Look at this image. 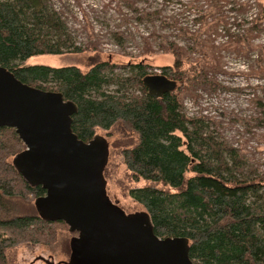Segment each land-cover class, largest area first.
Masks as SVG:
<instances>
[{
	"label": "trees",
	"instance_id": "trees-1",
	"mask_svg": "<svg viewBox=\"0 0 264 264\" xmlns=\"http://www.w3.org/2000/svg\"><path fill=\"white\" fill-rule=\"evenodd\" d=\"M193 1L188 7L200 25L194 31L179 26L178 35L189 38L193 42L190 49L206 57L198 65L191 64L198 70L194 77L192 69H184L187 51L177 44L170 48L174 65L161 67V74L150 72L142 62L117 71L116 63L98 58L96 45L76 44L67 20L51 0H0V65L27 84L60 92L74 101L78 112L73 115L72 129L84 141L92 139L97 130L109 131L119 122L129 124L138 141L123 150L130 178L126 194L149 213L158 236L189 239L195 264H264V180L243 174L236 149L207 132L201 118L187 117L176 91L185 84L194 85L205 72V64L214 65L209 58L216 48L211 35L220 24L224 30L222 0ZM238 1L227 3L234 10L247 11V4L238 5ZM145 10L138 20H154L161 13L158 8ZM209 18L211 22L202 24ZM234 21L243 20L235 17ZM263 21L264 6L256 14V27ZM229 29L225 26V31ZM119 34L114 32L122 43ZM226 44L228 49L234 45L242 49L240 42L230 38ZM88 50L97 53L85 72L76 65L26 62L38 55ZM158 77L172 82L174 89L157 97L148 80ZM25 147L14 128H0V264H7L8 247L22 242L49 243L56 237L53 226L64 223L44 220L38 212L14 213L13 199L32 200L46 193L41 185L26 181L13 164L12 157Z\"/></svg>",
	"mask_w": 264,
	"mask_h": 264
},
{
	"label": "rangeland",
	"instance_id": "rangeland-1",
	"mask_svg": "<svg viewBox=\"0 0 264 264\" xmlns=\"http://www.w3.org/2000/svg\"><path fill=\"white\" fill-rule=\"evenodd\" d=\"M228 1L222 0L224 7L220 12V16L224 17V30L220 24L219 29L211 35L212 45L216 48L209 53V58L218 66L211 63L212 69L209 64H202L205 72L199 75L196 85L185 84L176 91L187 117L201 118L206 123L207 132L212 131L219 140L236 149L243 174L254 180H264V21L260 22L259 27L254 22L256 14L262 12L264 0H239L238 5L247 4V11L243 8L241 11L234 10L233 4ZM51 2L63 13L76 44L92 48L96 45L100 52L98 58L116 63L119 66L117 71L127 69L130 63L142 62L149 66L150 72L161 74V67L175 63V55L170 49L174 47L172 44L187 51L188 63L184 69H192L193 77L198 70L191 64L198 65V60L206 59L200 51L190 49L193 42L189 38L178 35L179 26H187L194 31L200 25L188 7L195 3L193 0H135L134 5L124 0ZM144 8L145 11L158 8L161 13L154 20L147 17L138 20V17H143L141 11ZM235 17L243 21L235 22ZM208 22H211L210 18L202 24ZM225 26L230 29L225 31ZM116 31L120 32L122 43L114 35ZM158 34L163 37L157 38ZM229 38L240 42L242 49L237 50L235 45L226 48ZM245 39H249L251 45ZM96 53L88 50L63 55L45 54L33 56L26 62L58 67L76 65L85 72L93 63ZM148 83L159 89L174 86L162 77L149 79ZM96 134L106 137L109 143L110 154L105 174L108 195L128 214L146 211L125 191L130 178L123 150L137 143V134L124 122L117 123L109 131L97 130ZM11 204L15 206L14 213L17 214L37 212L35 199L15 198ZM53 231L56 237L49 243L22 242L8 247L7 264H64L69 261L71 239L76 234L70 232L65 223L54 225Z\"/></svg>",
	"mask_w": 264,
	"mask_h": 264
},
{
	"label": "water",
	"instance_id": "water-1",
	"mask_svg": "<svg viewBox=\"0 0 264 264\" xmlns=\"http://www.w3.org/2000/svg\"><path fill=\"white\" fill-rule=\"evenodd\" d=\"M151 89L158 97L174 87ZM77 112L62 93L27 84L0 65V128H14L26 146L13 164L46 190L35 199L39 216L76 234L64 264H195L187 237H160L147 211L128 214L112 201L104 174L108 140L80 139L72 129Z\"/></svg>",
	"mask_w": 264,
	"mask_h": 264
}]
</instances>
